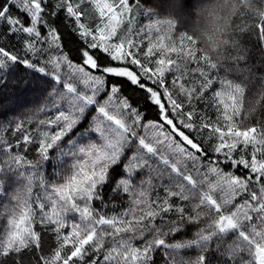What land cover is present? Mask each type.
<instances>
[{
    "label": "snow or ice",
    "instance_id": "snow-or-ice-1",
    "mask_svg": "<svg viewBox=\"0 0 264 264\" xmlns=\"http://www.w3.org/2000/svg\"><path fill=\"white\" fill-rule=\"evenodd\" d=\"M0 264H264V0H0Z\"/></svg>",
    "mask_w": 264,
    "mask_h": 264
}]
</instances>
